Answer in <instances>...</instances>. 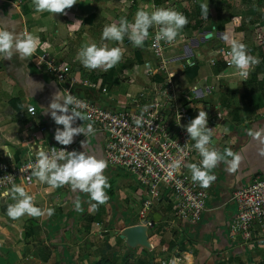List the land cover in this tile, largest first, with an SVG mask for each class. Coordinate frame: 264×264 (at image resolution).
Instances as JSON below:
<instances>
[{
	"label": "crops",
	"instance_id": "obj_1",
	"mask_svg": "<svg viewBox=\"0 0 264 264\" xmlns=\"http://www.w3.org/2000/svg\"><path fill=\"white\" fill-rule=\"evenodd\" d=\"M200 1L209 3L213 21L199 18L204 23L195 26V19H192L191 26L188 23L181 32L186 55L179 57L171 66L175 76L173 80L180 90L177 105H185L197 115L199 111H206L208 127L213 132L211 140L219 147V152L224 153L226 148H230L243 159L235 172H229V165L224 162L211 171L216 179L205 188L209 198L200 223L191 226L175 221L170 227L161 223L164 235L159 239L166 243L160 245L159 241L158 246L152 240L153 234L158 236V224L149 230L156 252H166L175 258L186 257V264L205 261L210 264L216 256H237L236 250L244 249L246 244L232 239L229 234L230 224L237 213L233 193L257 176L264 175V155H260L264 143L248 134L249 131H260L264 140V50L255 41V35L264 32V0H253L251 21L245 14L221 18V11L216 10L212 0ZM153 2L79 0L66 10L67 15H54L35 12L32 0H0V29L27 31L38 38L37 50L29 60H20L18 55L8 60L0 55V162L10 161L18 165L36 156L38 150L45 149L49 144H59L54 136L56 129L63 126L54 122L47 109L55 93L59 92L61 99L65 93L63 86L40 61L39 55L44 52L59 64L70 66L79 80L90 78L101 81L108 88L107 93H102L77 85L73 90L80 97L114 110L134 109L138 106H132L131 102L136 100L140 104L151 103L161 77L155 80L147 75L157 65L148 42L138 48L127 36L122 44L105 41L101 37L105 25L118 24L122 17L134 22L138 10L152 11ZM227 18L229 22L222 26L220 22ZM208 35L211 37L207 38ZM232 39L243 42L248 53L260 61L248 69L247 77L242 76L234 66L226 68L220 64L212 68L204 59L215 48H230ZM92 43L97 46L106 44L109 48L122 47L123 59L107 71L85 68L77 59V54L85 45ZM187 58L199 61L193 77V69L183 71L181 68ZM142 94L143 98L140 97ZM29 106L36 107V116L28 113ZM88 123L92 122L77 120L73 126H86ZM93 126V134L87 137L80 134L74 138L71 151H85L105 160L106 135ZM4 148L8 149L7 153ZM104 175L110 184V188L106 189L109 200L96 208L90 207L96 202L91 201L88 194L73 191L70 186L52 188L34 176L32 180L19 181L17 185L25 187L35 206L45 214L41 217L25 214L13 220L8 216L7 208L16 201L11 194L7 197L0 194V264H53L57 256L60 255L59 261L62 259L64 250L61 245L71 246L75 254L77 247L93 236H109L112 231L116 234L120 227L139 224V214L149 197L148 192L123 169L108 165ZM77 199L83 211L76 209ZM173 207V202L164 199L156 208L163 219H172ZM49 208L54 210L52 215L47 214ZM254 236L264 237V226L257 223ZM171 242L176 245L173 253L166 246ZM74 246L76 249H73ZM182 248L184 251H181ZM167 255H161L158 260Z\"/></svg>",
	"mask_w": 264,
	"mask_h": 264
},
{
	"label": "built area",
	"instance_id": "obj_2",
	"mask_svg": "<svg viewBox=\"0 0 264 264\" xmlns=\"http://www.w3.org/2000/svg\"><path fill=\"white\" fill-rule=\"evenodd\" d=\"M200 0H170L162 5L153 2L152 11L156 8H170L184 14L185 11L193 16ZM201 20L204 17H200ZM185 30V29H183ZM158 29L151 28L146 40L149 49L157 62L156 69L148 71L147 75L154 78L161 77L154 89V98L150 104H140L139 100L131 104L138 107L127 110H114L98 105L88 98H83L74 93L77 85L95 91L107 93L108 88L101 81H93L90 78L79 80L73 69L66 64H59L56 59L47 53L39 55V59L45 64L47 71L63 86L65 95L71 93L86 104L80 109L84 114L90 115L92 122L105 135V160L112 167L123 169L135 177L139 185L148 192L140 211L139 224H146L148 230H152L157 224L153 222L151 211L156 208L155 201L162 202L166 198L168 189L170 192L167 201L173 202L172 219L162 218L163 224L172 226L173 222L180 221L192 225L200 223L203 219L208 192L200 186V182H193L192 173L188 165H201L203 157L195 148V140H192L186 131V126L197 114L185 105H177L180 94L178 84L171 66L185 54L184 41L181 36L171 44L156 40ZM211 36L208 35L207 38ZM255 41L264 50V32L255 35ZM231 48L218 47L204 56L208 65L212 68L224 64L226 68H232ZM181 52V54H180ZM199 65L195 58H187L182 63V70L194 69ZM144 97V94L140 96ZM149 110L144 112V106ZM31 116L37 115L35 106L28 107ZM142 117V125L135 124L136 118ZM181 117V119H180ZM71 151V145L49 144L45 152L51 154L52 148ZM210 148L219 151V147L211 140ZM37 156L27 158L21 164H13L10 161L0 162V194L10 192L12 186L23 181L33 179L32 170L36 164ZM180 161V166L173 168L170 165ZM233 201L237 213L230 224L229 234L232 239L242 240L244 244L252 243L255 246L264 247V237L254 236L255 225L264 226V175L257 176L247 186L235 190ZM187 263L188 259L175 258L171 255L163 256L162 264Z\"/></svg>",
	"mask_w": 264,
	"mask_h": 264
},
{
	"label": "clouds",
	"instance_id": "obj_3",
	"mask_svg": "<svg viewBox=\"0 0 264 264\" xmlns=\"http://www.w3.org/2000/svg\"><path fill=\"white\" fill-rule=\"evenodd\" d=\"M79 0H32L34 10L37 13L48 12L51 14L67 15V11L75 6ZM202 14L205 18L209 16V3L200 5ZM189 23L188 18L181 12L170 8H156L149 12L147 10H138L135 14L134 22H129L126 17H122L119 23L105 25L102 32V40L113 41L122 44L125 37L134 47L142 48L144 42L149 37V29L156 27L158 29L156 40H163L169 44L175 42L178 36H181L182 30ZM182 38V37H181ZM225 40L228 37L225 36ZM38 47V38L27 31L14 32L8 29H0V55L5 59L11 60L13 56L18 55L20 60H29ZM231 56L230 66L240 70L244 77L248 76V69L259 64V59L252 56L247 51V46L237 39H232L230 43ZM124 50L122 47L109 48L106 44L97 46L92 43L85 45L77 54V59L81 64L89 69H103L107 71L117 65L123 59ZM86 104L76 96L68 93L61 99L60 93L54 94L53 99L47 109L51 118L57 125L54 139L63 146H69L74 142L77 135L83 134L86 137L95 132L92 123L86 126L74 127L77 120H91L90 115L84 114L80 109L85 108ZM149 106H144L143 111L147 112ZM181 119V117H180ZM142 117L135 119L137 126L142 125ZM186 131L192 140H195V148L203 157L201 165L190 164L188 167L192 173L193 182H200V186L208 188L215 181V175L211 171L218 167L221 162L229 165L228 171L235 172L242 162V157L233 153L230 148H226L224 153H220L215 148H210L212 138V129L208 127V114L206 111H199L198 115L186 126ZM254 139H261V132L249 131ZM85 141L82 142L84 145ZM7 153L8 149L4 148ZM260 155H264V149ZM37 160L33 167L32 175L39 179L41 183H46L52 188L70 186L73 191H82L90 196L91 208L106 204L109 200L106 189L110 188L107 176L104 175L108 167L107 161L98 159L94 155H89L85 151H66L60 149L56 151L52 148L51 154L40 149L36 153ZM227 157H232L228 160ZM180 166V161L173 162L170 167ZM12 195L16 202L10 204L7 208L8 216L13 219H19L25 214L32 217H41L45 211L36 207L33 197L28 194L23 185H13L10 192L3 195L7 197ZM76 209L83 211L79 199L76 201ZM48 215L53 214V209L46 210ZM172 264H176L173 260Z\"/></svg>",
	"mask_w": 264,
	"mask_h": 264
},
{
	"label": "rangeland",
	"instance_id": "obj_4",
	"mask_svg": "<svg viewBox=\"0 0 264 264\" xmlns=\"http://www.w3.org/2000/svg\"><path fill=\"white\" fill-rule=\"evenodd\" d=\"M214 2V5L216 6V10L220 12V16L222 17H231L235 15L242 16H247L249 20L251 21L253 19V0H212ZM159 203L155 201V207H158ZM162 225L158 226L156 229L157 232V237L152 235V240L155 244V246L159 245V236H163L162 232ZM115 231H112V233L107 236V234H99L96 236H93L90 238L84 245L81 247H77V253L75 252V259L78 264H91L98 258V256L103 255L106 256L107 258H112L116 259L118 262L128 263V264H139V261H146L148 260L149 256L146 252L139 250L135 253L134 257L131 258L127 256V247L126 244L123 240L119 239V236L114 233ZM151 232V231H150ZM112 237V239H111ZM257 239V238H256ZM111 241V242H109ZM109 245L111 248L107 249L106 245ZM174 244L171 242L170 244L167 243L166 246L168 247L169 245ZM249 253H243L237 255V257L230 259V257H226V260L224 261V264H264V247L262 246H255L252 243H248L247 245ZM258 247V248H256ZM72 249V247L70 246ZM244 248V247H243ZM73 249H76L75 246ZM240 249V248H239ZM73 252V250H71ZM175 251V249L172 251V253ZM159 254V253H158ZM163 254H160L159 256H156V262L157 264H162L158 259H160V256ZM167 255V254H164ZM171 255V254H169ZM127 256V257H126ZM173 256V255H171ZM51 257V256H50ZM62 257V256H61ZM57 256V260L54 261L56 264L62 259H60ZM189 262H192L190 260ZM53 263V264H54ZM30 264V263H29ZM43 264H50V263H43ZM185 264V263H182Z\"/></svg>",
	"mask_w": 264,
	"mask_h": 264
},
{
	"label": "trees",
	"instance_id": "obj_5",
	"mask_svg": "<svg viewBox=\"0 0 264 264\" xmlns=\"http://www.w3.org/2000/svg\"><path fill=\"white\" fill-rule=\"evenodd\" d=\"M170 0H154V3L156 4V5H162V4H164V3H166V2H169ZM201 4H204V2L203 1H200V3L199 4H197V6H196V9H195V12H194V14H193V16H191L190 17V15L188 14V12L187 11H185L184 12V15L188 18V20H189V27L191 26L190 24L192 23L191 21H192V19H195L193 22H195V26H201L203 23H204V21L202 22V21H200V17H204V15L202 14V11H201V7H200V5ZM204 19L205 20H207V21H213V16L211 15V12H210V10H209V16H208V18H205L204 17ZM225 20V21H224ZM223 21H221L220 23H221V25L222 26H224L226 23H228L229 22V19L227 18V19H224ZM264 66V65H263ZM263 70H264V67H263ZM197 72V68H195V69H193V74H192V77L194 76V74ZM251 82H253V74L251 75ZM161 223H163V222H161ZM161 223H159L157 226H161ZM197 225V224H196ZM191 226H195V225H192L191 224ZM123 228H125V227H120L119 228V230L120 229H123ZM157 233V232H156ZM159 233H162V232H159ZM120 239V238H119ZM121 240V239H120ZM166 242L164 241V240H160V245H164ZM127 247V246H126ZM60 248H62L63 250H64V252L62 253V257H63V259H62V261H60L58 264H78L77 263V261H76V259H75V254L71 251L72 249L70 248V246L69 245H61L60 246ZM106 248L107 249H109V248H111L108 244L106 245ZM168 248H170V250L171 251H173L174 249H175V246H174V244H171V245H169L168 246ZM139 249H136V250H133V249H131V248H128L127 247V256H129V257H131V258H133L134 257V255H135V253L138 251ZM140 250H142V251H144V252H146L147 254H148V256H149V258H148V260H146V261H139L138 263L139 264H157L158 262H156L157 260H156V256L158 255H160V254H163L164 252H161V253H159L158 254V252H156V250L154 249L152 252H149L148 250H146V249H143V248H141ZM181 251H184V248H182V250ZM237 252H238V254H242V253H249V250H248V248H247V246H245L244 247V249H239L238 248V250H236ZM164 254H166V252L164 253ZM163 254V255H164ZM237 254V255H238ZM219 255V254H218ZM126 256V257H127ZM231 257H230V259H233V258H235V257H237V256H235V255H233V254H231L230 255ZM216 257H218V256H216ZM215 257V259L214 260H211L212 262H209L210 264H224V261L226 260V257L225 256H223V254H221L218 258H216ZM159 261V260H158ZM205 264L207 263V261H205L204 262ZM203 262L202 263H200V262H196L195 264H204ZM91 264H123L122 262H118L115 258L114 259H112V258H107L106 256H104V254L103 255H100V256H98V258H96V260L94 261V262H92ZM124 264H128L127 262L126 263H124ZM160 264V263H159Z\"/></svg>",
	"mask_w": 264,
	"mask_h": 264
},
{
	"label": "water",
	"instance_id": "obj_6",
	"mask_svg": "<svg viewBox=\"0 0 264 264\" xmlns=\"http://www.w3.org/2000/svg\"><path fill=\"white\" fill-rule=\"evenodd\" d=\"M170 189H168L166 193V200L168 199V193ZM153 222L155 224H159L162 221V215L158 212L157 208H154L151 211ZM116 234L119 236L121 240H123L128 248L133 250L143 248L152 252L154 250V245L150 240L149 230L147 225L144 224H136L129 227H125L123 229L117 230Z\"/></svg>",
	"mask_w": 264,
	"mask_h": 264
}]
</instances>
